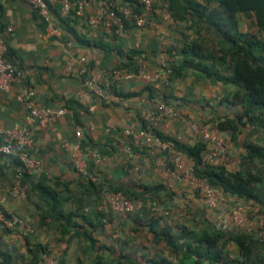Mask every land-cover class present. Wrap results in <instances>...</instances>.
<instances>
[{"label":"crops","instance_id":"obj_1","mask_svg":"<svg viewBox=\"0 0 264 264\" xmlns=\"http://www.w3.org/2000/svg\"><path fill=\"white\" fill-rule=\"evenodd\" d=\"M86 1L82 16L61 19L57 10H53L52 24L48 25L28 0H0V41L6 45L11 62L21 74V81L0 90L1 142L3 133L19 131L25 126L26 108L18 100L23 91L34 92L39 108L66 111L52 123L29 126L33 140L29 155L38 159L41 167L31 174V181L20 183L17 193L14 188L19 180L12 166H8L9 161L0 154V209L23 219L33 230V234L26 236L0 228V251L10 256V264H41L44 257L52 258L55 264H96L97 258L101 264H128L126 257L137 264H151L153 259L167 255L161 244L153 242L150 229L153 219L155 229L172 228L181 250L186 244L182 228L193 232L209 226L237 230L234 225L238 216L236 205L242 202L216 190L224 202L222 208L220 211L208 208L190 181L179 180L175 173L167 170L161 149L144 140L138 145L130 141L131 149L124 134L128 128H138L143 112H150L159 114L157 123L152 126L155 130L192 144L201 139L191 130V124L197 122L226 143L224 154L207 158V152L205 158L213 164L237 170L244 136H239L235 144L228 133L216 128L220 121L234 118L241 111L240 105L232 99L229 103L222 101L234 87L213 84L187 66L183 78L168 86L159 81L113 80L119 94L135 95L119 98L108 94L107 72L121 61L117 51H140L141 56L134 59L136 66L139 71L152 74L160 60L165 59L166 50H180L184 36L192 40L196 35L187 28L186 21L178 20L175 11L167 10L170 0L154 1V27L128 25L120 33L107 32L102 24L91 25L89 21L102 17L110 1L122 3L121 0ZM174 1L203 3L211 0ZM239 23L243 33L249 27L255 29L253 17L243 15ZM73 58H85L92 66L90 76L97 92L88 100L81 98L83 81L76 66L69 65ZM146 87L155 96V102L149 100ZM73 103L75 116L71 109ZM77 129L81 137L75 136ZM77 144L81 153L92 150L101 159L99 164L92 161L87 164L94 190L85 186L87 178L73 164ZM156 165H165V171L155 172ZM40 179L56 192L59 212L72 215L73 224L93 230V237L99 245L106 246L105 250L99 253L83 237L61 233L59 222L48 217V205L32 190L31 183ZM159 184H163L167 192L141 198L147 205L140 211L118 214L107 205L105 195L114 188L133 190ZM227 210L231 213H226ZM28 246L37 250V263L32 262Z\"/></svg>","mask_w":264,"mask_h":264},{"label":"trees","instance_id":"obj_2","mask_svg":"<svg viewBox=\"0 0 264 264\" xmlns=\"http://www.w3.org/2000/svg\"><path fill=\"white\" fill-rule=\"evenodd\" d=\"M121 1V4L129 5L134 12L140 11V5L136 0ZM166 8L168 11H175L178 20L186 21L187 28L192 30L196 38L188 40L184 36L180 50L170 48L165 51L166 65L157 67L170 71L168 83L163 85L168 86L172 81L182 79L185 68L191 66L197 76L209 79L213 84L234 87V91L229 96L223 97L222 101L229 103V99H232L233 103L240 105L241 111L234 118L220 121L216 128L218 131L228 133L235 144L239 136H244L241 164L237 170H229L225 166L213 164L205 158L210 147L202 139L195 140L192 144L183 143L158 132L142 118L137 129L153 135L164 144L165 148L161 152L167 170L176 172L173 158L179 157L190 164L194 177L203 180L223 195L233 197L251 209H257L252 220L259 218L262 225L260 231H262L264 229V146L258 142H264V0H211L203 3L196 1L178 3L170 0ZM70 15L75 16L74 12ZM243 15L254 18V31L251 27L245 33L239 30L240 18ZM127 26L128 24L125 27ZM101 47L108 51L105 46L101 45ZM117 53L121 61L107 72L110 82L108 94L119 98H130L135 94L121 95L117 92L112 75L120 69H126L133 75L138 74L139 68L134 59L140 57L141 52L122 50ZM6 55L11 61L8 51ZM91 68L92 66L87 64L86 72L80 75L83 82L91 79ZM145 90L148 91L149 100L155 102L156 98L151 94L150 89L146 87ZM74 104L71 109L75 116ZM128 139V145L132 149L130 142L132 139L130 137ZM9 163L21 184L31 181L32 175L17 171L19 163L15 157L12 156ZM31 184L32 190L48 205V217L59 222L63 235L81 236L99 253L106 249V246L99 245L93 237V230L87 229L84 225L73 224L72 215L59 212V198L56 192L44 185V179ZM85 186L95 189V185L89 179ZM162 191L167 192L163 184L151 187L139 186L138 189L133 190L123 187L112 189V192H120L132 200L149 197ZM196 192L199 194L198 191ZM155 222L156 220L153 219L150 224L153 242L161 244L167 255L153 259L151 264H264V237L258 236L256 231L247 232L242 229L209 226L200 232H193L182 228L186 244L184 250H181L172 228L165 226L155 229ZM227 244L234 246L235 251L226 250ZM27 248L32 255V262L37 263V250L29 246ZM126 259L128 264H137L133 259L127 257ZM0 264H10V256L7 253L0 251ZM96 264H101L99 258L96 259Z\"/></svg>","mask_w":264,"mask_h":264},{"label":"built area","instance_id":"obj_3","mask_svg":"<svg viewBox=\"0 0 264 264\" xmlns=\"http://www.w3.org/2000/svg\"><path fill=\"white\" fill-rule=\"evenodd\" d=\"M33 9L43 18L48 24H52V12L57 10L61 19H66L74 12L75 16H82L84 9L87 5L86 0H28ZM140 5V11L134 12L129 5L116 3L110 1L103 9V15L100 18H92L89 23L91 25L102 24L107 32L120 33L128 25H134L138 28H152L155 26L153 20L154 1L155 0H136ZM6 45L0 41V90H6L15 83L21 81V74L17 71L16 67L7 58ZM69 65H75L78 74L82 75L86 72L87 63L85 58H73ZM160 67H165L166 58L160 60ZM170 71L164 69H157L154 73L148 74L143 70H140L138 74L133 75L126 69L116 70L113 75V80L121 79H136L143 80L145 82L159 81L163 84L168 83ZM96 89L92 79L83 82V90L81 91V98L88 100L92 94L96 93ZM18 100L22 101L26 108V114L24 116V128L19 131H7L3 133V140L0 144V154L4 156L8 161L13 156L19 163L17 171L19 173L25 172L31 175L33 172L41 167V162L38 159L29 155V148L31 147L33 140L29 133V126L33 123L40 125H46L52 123L57 116H61L66 113L61 109L54 112L50 108H39L35 103V94L32 90L23 91ZM163 110L162 108L160 109ZM141 118L148 124L153 126L157 123L159 115L150 112H143ZM191 130L198 135L203 141L209 145L208 157L212 156V153L218 151L221 147V143L218 138L211 134L209 129L197 122L191 124ZM124 134L130 137L132 141L138 145L139 141L144 140L146 143L153 145L157 149L164 150V144L153 135L146 134L135 127L128 128ZM81 131L77 129L75 131L76 137H81ZM79 145H75V153L72 157L73 164L77 171L83 174L87 179L91 180L92 177L88 173L87 164L89 161L99 164L101 159L99 155L92 150H88L81 153ZM173 164L176 168V178L179 180L187 179L191 184L197 188L196 191L204 198L205 204L210 209H215V205L219 202V195L214 188L208 186L203 180L197 179L192 174V167L188 163L179 157L173 158ZM8 166L10 163L8 162ZM165 165H156L154 170L157 173L165 171ZM20 188V182L14 188V193H17ZM107 205L112 211L118 214H130L136 211L142 210L147 204H144L140 199H129L120 192H109L105 195ZM219 198V199H218ZM240 205V204H238ZM242 224H246V220H241ZM239 219H235V224H241ZM0 228L2 230H8L12 233H21L22 235L33 234L32 228L21 218L10 216L5 214L0 209ZM260 236L264 237V229L260 232ZM42 264H55L54 260L49 257L42 259Z\"/></svg>","mask_w":264,"mask_h":264},{"label":"rangeland","instance_id":"obj_4","mask_svg":"<svg viewBox=\"0 0 264 264\" xmlns=\"http://www.w3.org/2000/svg\"><path fill=\"white\" fill-rule=\"evenodd\" d=\"M216 137L220 141L221 147H220V149L218 151L213 152L212 155H215V154H221L222 155L226 151V147H225L226 143L224 142L223 139L219 138L218 136H216ZM258 144L264 146V142L263 141L258 142ZM259 168H260V166H259ZM185 180H187V179H185ZM192 187H193V189H197L193 185H192ZM223 203L224 202L221 199H219V202L215 205L214 208L219 210L220 208H222ZM236 207H237L238 216H236L235 219H239L240 223L243 222L241 220H246L247 223L246 224H244V223L242 224L241 223V224L238 225V224H234L232 222L235 225V227L237 229H242V230H245L247 232L256 231L258 233V236H260V234H261L260 233L261 232L260 229H261L262 225H261V223L259 221V218L255 219V220H252L253 215H255L257 213V209H251L248 205H245V204H242V203L240 205H236ZM226 213H231V212H229L227 210ZM226 250H228L229 252H234L235 251V247L232 246L231 244L230 245L227 244L226 245Z\"/></svg>","mask_w":264,"mask_h":264}]
</instances>
